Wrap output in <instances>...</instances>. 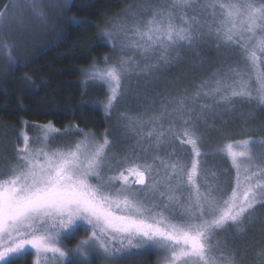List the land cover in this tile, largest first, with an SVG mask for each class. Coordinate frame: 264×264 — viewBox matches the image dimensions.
Returning a JSON list of instances; mask_svg holds the SVG:
<instances>
[{
  "label": "snow or ice",
  "instance_id": "obj_1",
  "mask_svg": "<svg viewBox=\"0 0 264 264\" xmlns=\"http://www.w3.org/2000/svg\"><path fill=\"white\" fill-rule=\"evenodd\" d=\"M24 3L31 5L42 23H47L42 10L44 0ZM55 7L64 9L65 5L57 3ZM146 12V19L144 13L138 14L130 26L121 22L114 28L115 37L112 32L104 33L114 51L115 39L121 34L125 37L121 59L110 64V58L105 57L104 67L93 65V70L86 73L89 80L101 82L97 86L107 85L103 105L106 115L110 116L126 99L124 82L133 63L140 74L151 75L168 68L174 63L173 54L180 55L178 49H191L205 36L203 28L218 41L238 49L245 70L234 71L231 82L216 79L211 88L204 82L193 97L162 99L160 115L150 116L143 123L141 117L122 114L120 118L129 120L132 126H148L146 139L152 138L156 128L161 129L155 133L159 146L164 137L163 115L173 114L169 111L173 103L177 105L175 114L185 126L192 124L191 118H184L185 113L188 117L192 114L187 104L201 95L218 97L216 103L231 104L238 97L264 106V0H169L166 5H150ZM201 13L210 14L211 23H201ZM2 27L0 17V30ZM126 48L140 55L142 66L132 57L124 59ZM3 49L7 59L15 63L13 46L4 43ZM150 57L156 59L149 62ZM207 107L201 105L197 120L204 118L203 109ZM38 127L44 146L30 149L29 138L24 135V146L0 172V264L29 248L34 250L35 264H47L48 254L60 264L66 258L69 264H81L80 258L89 255L115 264L122 254L144 246L165 253V264H243L235 253L216 255L219 242L214 244V238L230 228L243 231L242 226L252 218L257 205L264 207V155L255 158L252 147L260 144L264 152V141L249 136L227 144L226 154L235 170L234 186L228 195L219 186L197 182L196 157L201 153L196 125L191 133L187 127L183 132L190 137L184 142L192 145L190 168L186 170L179 161L169 165L160 157L154 158L153 164L159 161L165 169H172L171 174L165 172V183L159 181V169L153 165L124 167L120 159L110 157L113 148L107 133L98 139L78 126L63 132L51 122ZM56 135H79L84 139L53 148ZM130 176L134 183H129ZM185 187L189 190L186 196L182 193ZM177 207L181 209L178 213ZM78 222L87 226V235L74 249H66L65 234L71 233ZM257 257L258 264H264V248Z\"/></svg>",
  "mask_w": 264,
  "mask_h": 264
},
{
  "label": "rangeland",
  "instance_id": "obj_2",
  "mask_svg": "<svg viewBox=\"0 0 264 264\" xmlns=\"http://www.w3.org/2000/svg\"><path fill=\"white\" fill-rule=\"evenodd\" d=\"M70 0H44L45 7L42 9L44 14L47 16L48 21H52L55 18L56 13L60 8L55 7L57 3L67 5ZM169 0H155L151 3V6L155 7L157 5H166ZM149 7V6H148ZM147 6H143L139 9H131L127 11L123 17L115 19L107 23L102 29V36L111 45L109 37L104 35L105 32H112L115 37L117 34L114 32V28L118 27L121 22H126L129 26L134 22L138 14L144 13L145 19L147 18L148 9ZM189 16L192 15V11L189 10ZM0 17L3 19V27L0 30V70L7 65V57L3 49V44L7 43L13 46V56L18 54H25L34 48L35 43L41 41L44 36H46V29L48 28L47 23L41 22L36 12L32 9L30 4L24 3V0H4L0 8ZM199 20L201 23L208 21L211 23L210 14L201 13L199 15ZM179 23V21H177ZM205 32V36L198 40L194 47L189 49L187 46L178 49L181 53L182 51L191 52V50L196 49L199 46H204L208 49H213L216 52H228L234 56L238 54L240 60L236 65L222 64L217 71L211 75V78L203 81L207 82V87H214V81L216 79L226 78L229 82L234 78V71L245 70V63L238 53L239 50L231 46L225 45L222 41H218L215 35H209L208 29H202ZM115 51L112 48V53L107 56L110 58L109 63H114L121 59V44L125 43V37L121 34L118 39H115ZM124 59L132 57L133 61H140L141 66L144 61L141 59L138 53H133L130 49H125L123 53ZM179 57V56H178ZM173 54L174 63L164 69H173L177 67L178 58ZM156 57H150L149 62H153ZM105 63V62H104ZM104 65V64H103ZM104 67V66H103ZM147 74H140L138 68H136L135 63L132 64V71L125 77L124 87L128 90V95L137 96L139 93H144L149 85L146 80H142V77H147ZM157 82V77L155 79L156 87H163ZM106 85V84H105ZM199 85V86H200ZM176 85H172L173 90L169 91L164 98L157 101L155 108L150 112V103H141V109L138 111L123 110L119 106L124 102L118 104V106L111 112L110 120L113 124L112 129L120 128L121 134L119 136L117 143H112L113 150L109 152V156H115L123 162L124 167L134 166L136 164L142 165H153L154 168H158L160 175L159 181L161 183L166 182L165 172L168 174L172 173L171 167L165 169L159 161L153 164L154 158L160 157L169 165L175 161H179L185 169L191 167V161L193 158L192 145L186 143L187 139L190 137H185L183 132L187 127L189 133L194 125L198 127L197 131V148L199 149L201 155L196 157L198 160V176L197 182L201 185L211 184L213 187L219 186L228 195L231 194V188L234 186L235 170L231 166L230 158L227 157V144L228 141L238 138H245L250 136L251 133L258 132L260 126L256 125L252 120H256L255 114L257 112L256 101L251 103L242 98H233L231 104L216 103L217 98L205 97L203 95L199 96L194 102L188 103L187 108L192 109L191 117L185 113L184 118H191L192 124L185 126L179 117L175 114V109L177 105L173 103L170 106L169 111L173 112L172 115L164 113L163 115V125L164 137L159 141V146L156 139V132L161 131V129L156 128L154 130L151 139H146L147 133L150 130L148 126L143 128L137 124L132 126L127 119H121V115L130 116L132 118L141 117V123L147 120L150 116H159L161 113V103L163 100H178L184 98H190L195 96L187 91L185 87L179 91ZM107 87V85H106ZM199 87L194 93H197ZM143 104V106H142ZM207 105L206 109H203L204 118L197 120L196 117L201 113V105ZM236 120V121H234ZM170 124L172 125L170 127ZM64 130H60L63 132ZM27 135L29 138V148L37 149L44 146L43 135L40 127H27L23 128L18 134L17 138L19 142L15 140V137L11 136L9 132L0 129V172L6 170L7 163L14 160L16 152L18 149L24 146L23 136ZM174 136H179L178 139ZM84 138L79 135H69L67 137L56 135L55 139L51 143V147L63 146L67 143L74 142L76 140H83ZM99 139V138H98ZM110 140V138L108 137ZM111 141V140H110ZM259 141V140H255ZM261 141H264L261 140ZM17 142V143H16ZM228 142V143H226ZM253 152L255 158H260L264 155L261 151L260 144H254ZM146 149V150H142ZM114 168L118 167L113 165ZM113 174V173H109ZM186 180V176H185ZM129 183H134V177H129ZM175 184V180H173ZM203 190V189H202ZM150 191V189H149ZM188 188L182 189L183 195H187ZM178 213L181 211L179 207L175 209ZM264 224V207L257 205L256 210L252 214V218L245 223L243 231H237L235 228H230L226 232L221 233L218 237L214 238V244L218 241L216 246V255L220 256L221 253L224 255H231L235 253L236 259H243V264H258L257 255H250L248 253V247L253 244V238L255 237V232L258 231V225ZM87 226L83 222H78L77 226L71 233H66L64 237V247L66 249H74L76 245L83 239H85L87 233L85 228ZM75 239L74 243L69 245V239ZM245 249V252H242ZM147 252H152L155 254L156 264H165V253L159 249L152 246H144L142 248H133L130 251L122 254L118 259H116L115 264H146V259L143 257ZM25 254H30L32 257V264H35L36 256L34 250L31 248L27 249L25 252L20 253L17 256L11 257V259L23 256ZM81 263H88L92 259L99 260L102 264H108L106 260L97 255H89L87 258H80ZM6 262H3L5 264ZM69 259H65L62 264H68ZM47 264H60L52 254H48Z\"/></svg>",
  "mask_w": 264,
  "mask_h": 264
},
{
  "label": "trees",
  "instance_id": "obj_3",
  "mask_svg": "<svg viewBox=\"0 0 264 264\" xmlns=\"http://www.w3.org/2000/svg\"><path fill=\"white\" fill-rule=\"evenodd\" d=\"M154 1L70 0L64 9L60 8L55 18L47 23L46 36L35 43L31 51L15 55V63L8 60L0 70V129L19 142L17 136L25 126L51 122L59 130L78 126L97 138L107 133L111 142L117 143L122 130L111 128L113 124L103 106L108 88L97 86L101 82L89 80L86 73L93 70V65L103 67L104 58L112 53L111 46L102 36L104 26L123 17L127 11L148 7ZM3 3L4 0H0V8ZM177 59V67L142 77L149 83L147 89L137 96L127 95L119 106L120 111L136 112L141 109V103L148 102L152 112L157 101L174 89L173 84L179 91L185 87L196 95L197 87L210 79L222 64L236 65L240 57L199 46L191 52L182 51ZM156 77V83L163 85L162 88L155 86ZM256 108V120L252 121L263 126L250 136L261 141L264 139V106L257 104ZM257 227L253 244L248 247V253L254 256L264 248V224ZM74 240L69 239V245ZM144 254L146 264L157 263L154 253ZM5 264H32V257L25 254ZM81 264L102 263L92 259Z\"/></svg>",
  "mask_w": 264,
  "mask_h": 264
}]
</instances>
